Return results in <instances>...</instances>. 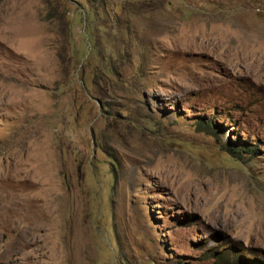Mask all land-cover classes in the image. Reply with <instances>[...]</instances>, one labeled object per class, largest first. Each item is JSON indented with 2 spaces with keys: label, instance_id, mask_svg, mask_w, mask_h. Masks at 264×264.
Instances as JSON below:
<instances>
[{
  "label": "rangeland",
  "instance_id": "obj_1",
  "mask_svg": "<svg viewBox=\"0 0 264 264\" xmlns=\"http://www.w3.org/2000/svg\"><path fill=\"white\" fill-rule=\"evenodd\" d=\"M0 264H264V0H0Z\"/></svg>",
  "mask_w": 264,
  "mask_h": 264
},
{
  "label": "trees",
  "instance_id": "obj_2",
  "mask_svg": "<svg viewBox=\"0 0 264 264\" xmlns=\"http://www.w3.org/2000/svg\"><path fill=\"white\" fill-rule=\"evenodd\" d=\"M209 126V125H207ZM219 126V125H218ZM210 128L212 129V127L210 126ZM228 149L233 151V152H236L237 155L241 156V153L245 152V149H247V151H254V148H249V147H246V144L247 143H240V142H230L228 143Z\"/></svg>",
  "mask_w": 264,
  "mask_h": 264
},
{
  "label": "bare ground",
  "instance_id": "obj_3",
  "mask_svg": "<svg viewBox=\"0 0 264 264\" xmlns=\"http://www.w3.org/2000/svg\"><path fill=\"white\" fill-rule=\"evenodd\" d=\"M24 201H26V200H24ZM26 202H27V201H26ZM26 202H24V203L26 204ZM28 202H29V201H28ZM28 202H27V204H28ZM24 203H23V204H24ZM29 205H30V204H29ZM30 206H31V205H30Z\"/></svg>",
  "mask_w": 264,
  "mask_h": 264
}]
</instances>
